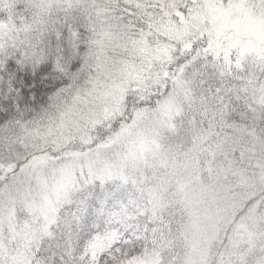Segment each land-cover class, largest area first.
Wrapping results in <instances>:
<instances>
[{
	"label": "snow or ice",
	"instance_id": "obj_1",
	"mask_svg": "<svg viewBox=\"0 0 264 264\" xmlns=\"http://www.w3.org/2000/svg\"><path fill=\"white\" fill-rule=\"evenodd\" d=\"M0 264H264V0H0Z\"/></svg>",
	"mask_w": 264,
	"mask_h": 264
}]
</instances>
